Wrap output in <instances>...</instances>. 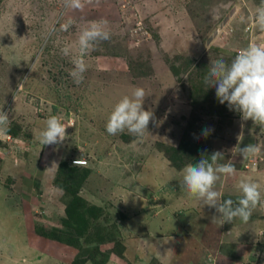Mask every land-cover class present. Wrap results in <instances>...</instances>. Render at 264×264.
<instances>
[{"label": "rangeland", "instance_id": "obj_1", "mask_svg": "<svg viewBox=\"0 0 264 264\" xmlns=\"http://www.w3.org/2000/svg\"><path fill=\"white\" fill-rule=\"evenodd\" d=\"M157 2L158 9L153 0H80V7L72 0H0V110L9 114L8 128L18 132H0V264H66L39 251L40 244L48 252L59 246L51 240L40 243L34 233L36 224L63 226L64 193L53 182L55 165L62 159H85V167L93 170L81 194L104 208V234L111 235L100 242L99 259L108 254L107 264H146L128 260L127 252L116 254L115 243L133 233L129 223L141 228L146 224V218L133 219L131 214L147 216L154 210L172 217L187 212L183 221L193 222L188 232L201 239L186 237L182 248L176 247L181 253L174 262L153 256L147 264H264V204L257 205L247 222L237 218L220 225L215 208L181 190L185 166L175 168L164 151L187 132L192 140L223 153L218 163L234 164L235 174L221 176L216 185L223 199L241 196V180L258 183L264 195V125L243 120L227 102L221 104L209 83L211 108L199 110L195 120L203 129L188 128L195 64L208 61L212 66L218 59L230 64L239 49L264 45V30L256 24L252 33L246 30L264 0ZM160 21L177 23L163 40ZM92 25L107 31L110 39L93 43L83 57L87 70L76 83L70 75L72 61L80 54L81 32ZM232 27L234 32L229 31ZM189 43L204 47L193 54L195 63ZM65 46L68 55L62 51ZM138 87L146 94L143 107L154 113L148 131L143 136L127 129L108 134L106 123L114 106ZM220 110L224 120L215 114ZM51 116L72 126L63 142L43 145L40 132ZM248 144L259 148L256 156L233 154ZM177 197L182 206L175 208ZM134 255L135 250L130 257Z\"/></svg>", "mask_w": 264, "mask_h": 264}, {"label": "clouds", "instance_id": "obj_2", "mask_svg": "<svg viewBox=\"0 0 264 264\" xmlns=\"http://www.w3.org/2000/svg\"><path fill=\"white\" fill-rule=\"evenodd\" d=\"M75 7H80V0H72ZM255 24L264 30V5L256 9ZM65 29L67 25L64 26ZM110 34L97 25L84 29L79 36V56L73 59L74 70L70 73L79 83L83 73L87 70L84 55L93 47L97 40H108ZM65 55L69 47L62 49ZM205 83H211L216 88V97L221 104L227 102L230 109L242 115L243 120L251 119L254 123L264 125V45L251 43L242 49L230 64L223 59L216 60L208 74ZM146 97L143 88H136L131 96L125 95L113 108L106 123V131L110 135L128 133L143 136L148 131L150 120L154 118L153 111L143 107ZM10 124L9 114L0 110V132H7ZM71 123H63L58 116H51L46 122V127L40 132V143L43 145L61 143L66 138V128ZM209 130L202 133L205 137ZM243 158L254 157L259 153V148L248 144L238 148L236 152ZM224 159L223 153L217 151L208 158L202 156L195 164H188L183 169L180 180L181 190L187 189L190 196L201 200L204 205L215 208L221 217L220 225L232 222L234 219L247 222L252 211L259 204H264V195L258 183L250 180H241L239 189L242 195L237 199H223V194L216 190L217 182L221 176H232L236 169L234 164L218 163ZM77 162L74 161V164ZM88 165V164H87ZM84 165V166H87ZM217 217L214 216L213 219Z\"/></svg>", "mask_w": 264, "mask_h": 264}, {"label": "trees", "instance_id": "obj_3", "mask_svg": "<svg viewBox=\"0 0 264 264\" xmlns=\"http://www.w3.org/2000/svg\"><path fill=\"white\" fill-rule=\"evenodd\" d=\"M214 48L220 52L224 51L218 47ZM116 56L122 57L124 55L116 54ZM192 62L195 63L196 61L192 60ZM207 62L208 61L197 62L195 64L196 71L194 70L193 74H191V89L188 96L193 112L191 115L192 118L188 124L189 129H203L201 126L197 127L195 125V120L199 118L198 111L206 110L209 112V108H211L207 106V103L209 104L212 102L210 94L211 89H208L210 84L205 83V76L211 68V65ZM188 67L189 63L186 69ZM173 70L176 74H179L178 68H173ZM52 88L58 92L57 88H54V86H52ZM64 112L67 114V111ZM215 114L220 115L222 120H224L223 110L215 111ZM212 121H215V119H212ZM7 132L11 133L13 136L18 134V132L12 128ZM123 136L125 138L127 137L125 134ZM164 151L172 165L178 169H182L188 164H195L202 156L208 158V156L214 153L209 146L192 140L187 132L183 134L177 145H168L164 148ZM56 168L53 182L61 188L64 193L62 197L65 202V213L62 219L63 226H41L36 224V226H34V233L40 238V241L41 239L51 240L58 244V249H51L49 252L51 255L61 259V261L64 260L63 253L65 250L74 251L75 254L70 261L65 259L66 264H85L89 261L93 264H107L109 259L108 254H105L104 258L99 259V255L101 254L99 250L100 242L104 241L109 235H111L104 234L106 231V227L102 220V216L105 214L104 208L96 204H91L81 194L82 188L92 172V169L87 168L84 165L73 164L67 159L60 160ZM114 228L117 229L115 223ZM91 244L94 245L91 246ZM39 248L43 251L44 249L46 250L41 244ZM115 249L118 250L115 251L116 254L121 257L124 256L126 246L121 239L115 243Z\"/></svg>", "mask_w": 264, "mask_h": 264}, {"label": "crops", "instance_id": "obj_4", "mask_svg": "<svg viewBox=\"0 0 264 264\" xmlns=\"http://www.w3.org/2000/svg\"><path fill=\"white\" fill-rule=\"evenodd\" d=\"M157 1L153 0V2L156 4V6H155L156 9H158L160 7L159 2H157ZM161 5H164V4L161 3ZM150 12L155 14V11H150ZM164 15L165 14H163V16ZM168 17L170 18L171 16L168 15ZM175 24H177V23L174 21H173V23L167 22L165 24L163 21H160L159 30H158V32L160 33V37L162 38L164 35L167 36V35L173 34L169 30ZM181 34H182V32H181ZM175 35L178 37V40L180 41L181 40V38L179 39L180 35L178 33H175ZM162 40H163V38H162ZM169 43L167 45H169ZM167 45H165V46H167ZM198 45H200V44L196 43V44L191 46V43H189V45H188V47H190V49H191V50L189 49L190 50L189 55L191 56L190 59H192V60L196 59L195 58L196 56L193 55L194 53L200 54L204 51V47H201ZM182 47L184 48V46H182ZM53 164H55V163H53ZM57 164L58 163H56V165H55L54 171L56 169ZM49 168H52V167H49ZM54 171H53V174H54ZM92 175H93V170L90 173L89 177L91 178ZM52 178H53V175H52ZM173 204H174L175 208L182 206V203L178 199V197ZM137 213L131 214L133 219L135 218V216L136 217L138 216V218L143 216L144 218H146L145 220L147 222L145 221L146 224H144L143 228L140 227L141 224L139 223V221L137 223H139L140 225H137V223H136L137 227L135 226V224L129 223L128 228L133 233L131 234L128 232L126 234V237L124 238L125 239L124 244L127 248L125 250V252H127V257H128V260H130V261L143 260L147 264L149 262L148 261L149 258L156 256L159 259L162 258L161 261L162 262L164 261V263L166 262V258H169V259H171L170 260L171 262H174L177 260L176 256L181 253V251L176 247L182 248V246H183L182 243H183V241H185L186 237L188 239H192V240H193V238L194 239H201V238L194 237L196 235H193V233L188 232V230L190 228L189 226L192 225L193 222H190V224H186V222L183 221L182 214H184V216H186L188 214L187 212L183 213V210L180 211L179 213H175V216H173V217H172V215L167 216V214H165V215L162 214L161 210L157 211V212H155V210H154V211L150 212L151 215H147V216L146 215L144 216L143 213L136 215ZM153 215H155V217H153ZM150 217H151V219H150ZM124 218H126V216ZM195 218L198 219L197 216ZM125 222H127V221L125 220ZM187 223H189L188 220H187ZM134 234H136V235H134ZM143 239L150 240L153 242H150V243L146 242V241L143 242ZM36 240H39V242L41 243L40 238L36 237ZM34 248L37 249V247H34ZM134 250H135L136 256L134 255L133 257H130ZM39 251H41L42 253L44 252L45 255L54 257L47 250L43 251V250L39 249ZM140 253L143 255H139ZM74 254H75L74 251L65 250L63 253L64 263L66 262L65 259H68V261H70ZM87 263L91 264L92 262L89 261ZM87 263H85V264H87Z\"/></svg>", "mask_w": 264, "mask_h": 264}, {"label": "built area", "instance_id": "obj_5", "mask_svg": "<svg viewBox=\"0 0 264 264\" xmlns=\"http://www.w3.org/2000/svg\"><path fill=\"white\" fill-rule=\"evenodd\" d=\"M250 18H253V17H250ZM254 28H255V20L252 19V20H250V22L247 23V26H246L247 33H249V34L252 33L253 30H254ZM229 31L230 32H233L234 31V28L232 27ZM238 51L240 52L241 49H239ZM8 137H10V135H8ZM76 160H77V162L75 164H77V165H87L88 164V161L85 160V159L84 160L83 159H74L73 160V163Z\"/></svg>", "mask_w": 264, "mask_h": 264}]
</instances>
